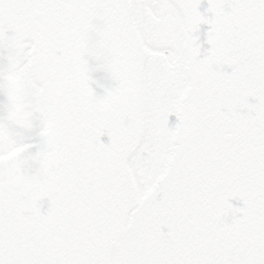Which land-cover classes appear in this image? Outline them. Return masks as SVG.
<instances>
[{
  "label": "snow or ice",
  "instance_id": "6c2138e0",
  "mask_svg": "<svg viewBox=\"0 0 264 264\" xmlns=\"http://www.w3.org/2000/svg\"><path fill=\"white\" fill-rule=\"evenodd\" d=\"M0 264H264V0H0Z\"/></svg>",
  "mask_w": 264,
  "mask_h": 264
}]
</instances>
